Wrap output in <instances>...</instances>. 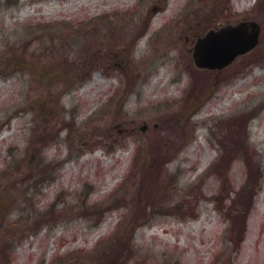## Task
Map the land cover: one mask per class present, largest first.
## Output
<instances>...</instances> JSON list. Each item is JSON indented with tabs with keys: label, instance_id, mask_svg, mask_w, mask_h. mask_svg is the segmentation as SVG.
<instances>
[{
	"label": "rangeland",
	"instance_id": "rangeland-1",
	"mask_svg": "<svg viewBox=\"0 0 264 264\" xmlns=\"http://www.w3.org/2000/svg\"><path fill=\"white\" fill-rule=\"evenodd\" d=\"M0 264H264V0H0Z\"/></svg>",
	"mask_w": 264,
	"mask_h": 264
},
{
	"label": "water",
	"instance_id": "water-1",
	"mask_svg": "<svg viewBox=\"0 0 264 264\" xmlns=\"http://www.w3.org/2000/svg\"><path fill=\"white\" fill-rule=\"evenodd\" d=\"M260 26L254 21L227 24L198 39L193 59L200 69L222 70L259 43ZM146 127H143L145 130Z\"/></svg>",
	"mask_w": 264,
	"mask_h": 264
},
{
	"label": "trees",
	"instance_id": "trees-1",
	"mask_svg": "<svg viewBox=\"0 0 264 264\" xmlns=\"http://www.w3.org/2000/svg\"><path fill=\"white\" fill-rule=\"evenodd\" d=\"M242 217H244V216H242Z\"/></svg>",
	"mask_w": 264,
	"mask_h": 264
},
{
	"label": "bare ground",
	"instance_id": "bare-ground-1",
	"mask_svg": "<svg viewBox=\"0 0 264 264\" xmlns=\"http://www.w3.org/2000/svg\"><path fill=\"white\" fill-rule=\"evenodd\" d=\"M133 64V63H132Z\"/></svg>",
	"mask_w": 264,
	"mask_h": 264
}]
</instances>
